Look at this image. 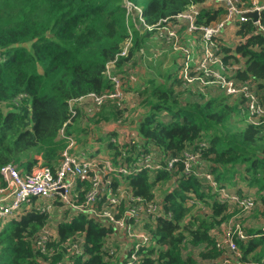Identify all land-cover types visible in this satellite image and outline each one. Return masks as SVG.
Returning a JSON list of instances; mask_svg holds the SVG:
<instances>
[{
    "label": "trees",
    "instance_id": "obj_1",
    "mask_svg": "<svg viewBox=\"0 0 264 264\" xmlns=\"http://www.w3.org/2000/svg\"><path fill=\"white\" fill-rule=\"evenodd\" d=\"M129 1L142 7L145 23L154 26L164 25L163 19L173 23L174 15L190 5L198 9V25L217 23L225 13L219 4L206 0ZM241 3L249 6L251 0H240ZM257 3L264 5L263 0ZM207 4L215 9H206ZM259 23L264 28V9L259 12ZM229 24L235 27V39L228 41L234 42L224 40L223 28L212 37L214 52L229 76L232 73L236 80H251L264 100V34L252 19ZM154 26L151 30L141 29L146 31L141 36L133 27L127 56L118 58L116 66L133 58L136 51H144V38L155 34ZM128 28L132 29V22L126 21L123 0H0V167L11 163L22 174L41 161L55 172L67 146L59 130L63 128L64 135L77 137L80 142L78 133L86 132L78 125L82 111L76 106L72 116L69 101L110 90L111 81L104 71L122 50L129 36ZM187 35L189 39L192 37ZM190 40L187 45L197 49L199 39ZM214 67L219 69L218 65ZM125 69L119 70L126 73L121 77L123 89L131 82L129 68ZM152 70L159 76L165 74L160 67ZM176 71V75L166 72L168 83L149 80L150 86L144 89L142 104L149 110L136 120L135 130L143 142L138 151L150 152L147 146L158 148L162 163L170 154L180 155L187 149L198 151L201 163L225 187L240 167V178L246 188L238 185L235 192L252 196L254 207L250 213L255 209L264 218V156L259 152V147L264 148V124L250 123L242 100L231 102L223 92L206 98L201 94L199 100L187 97L181 102L179 92L201 91L195 86H183L177 63ZM175 85L179 87L176 92ZM110 101L113 100L105 103ZM113 102L117 119L125 111ZM241 112L246 116L243 126L239 125L244 120L240 118ZM125 147L108 143L112 164H121L119 148ZM129 159L127 156L125 161ZM97 162L103 166L101 161ZM182 169L178 162L170 170H155L153 176L142 169L127 177L131 193L144 199H152L160 185H164L162 208L169 214L158 217L154 224L149 220L143 223L151 246L139 247L137 254H142L139 262L213 264L227 260V264H264V229L253 226L245 227L247 233L243 229L244 240L233 236L240 257L230 263L229 254L216 246L220 235L214 231L231 215L245 213L238 206L221 201L209 184L182 173ZM119 179L112 176L110 186L114 191ZM77 183L75 202L79 203L89 184ZM103 199L97 201V208H101ZM123 206L124 201L120 210ZM49 216L47 212L28 209L20 218L5 222L0 231V264H55L63 257L65 249L61 243L75 234L84 235V251L66 264H121L125 258V251L122 259H116L120 254L110 255L103 249L109 237L117 233L116 229L83 212L70 215L68 221L57 225L56 238L48 241V247L53 249L49 257L36 246ZM235 225L233 221L230 227Z\"/></svg>",
    "mask_w": 264,
    "mask_h": 264
},
{
    "label": "built area",
    "instance_id": "obj_2",
    "mask_svg": "<svg viewBox=\"0 0 264 264\" xmlns=\"http://www.w3.org/2000/svg\"><path fill=\"white\" fill-rule=\"evenodd\" d=\"M123 1L126 8V21L132 22V29L128 28L129 36L122 50L106 65L104 73L111 81L112 87L110 90H105V92L100 94L88 93L86 96L70 100L69 109L72 116L75 115V108L72 104L85 99L91 100L89 112L99 111L100 105L108 100H113L119 108H124L122 103L123 83L121 79L124 75L117 71L118 66H116L115 62L118 58L127 56L132 40V30H141L143 28L151 30L154 25L145 23L142 7L135 5L129 0ZM239 1L206 0V2L219 4L225 10L221 20L210 25H198L196 23L198 9L190 5L186 10L174 15L173 23L166 25L169 19H163L164 25L154 26L155 35L171 51L179 55L178 73L184 87L195 86L199 91H204L207 87L219 88L222 90L221 92L229 97L231 102L235 101L233 98L242 100L247 120L250 123L260 125L264 124V100L257 93L255 84L251 80L239 81L234 79L231 74L229 76L225 72L219 56L214 52L212 41V37L218 35L226 24L233 23L235 20L244 22L247 19H251L247 15L248 12L255 10L260 12L261 9H264V5L258 4L255 0H252L249 6L243 3L239 4ZM254 23L257 25L258 30L264 34V28L260 25L259 18ZM180 26L185 27L183 32L178 30ZM187 34L199 39L200 43L196 51L187 45V40H190L186 36ZM190 41L192 42V40ZM216 65L219 66V69L214 67ZM119 67H121L120 69H127V65L121 64ZM127 73L129 80L133 82V70L129 68ZM122 115L115 120L119 126L118 129H121L118 135L109 136L108 141L113 144L120 143L124 135H127L125 133V123L123 122L124 116ZM59 134L66 139L67 146L61 153V160L55 172H52L48 166L42 163L34 165L29 172L22 174L11 163L0 167V231L4 223L10 218L18 219L28 209L51 212L53 210L51 209L52 203L55 207V202L58 201L66 205L73 215L77 212H83L88 214L90 218L99 219L103 225L111 224L116 229L115 232L117 234H122L127 239L125 258L121 264H141L138 260L140 257L135 259L134 256L140 255L137 254V251L141 245L145 246L149 243L148 236L142 229L143 223L149 220L154 224L158 217L169 214L162 208L161 196L156 197L155 194L149 200L133 195L130 189L122 188L120 190L116 188L114 191L110 186L108 175H117L115 174L117 172L127 173L128 171L134 172L142 169L155 171L165 168L170 170L178 162L183 167L182 173L193 175L202 183L209 184L218 192L221 201H227L230 205L238 206L244 213L251 212L254 207L252 196L240 195L235 191L230 192L227 187L219 185L213 174L201 163L198 151L187 149L180 155L170 154L162 163L159 151H157L159 154L157 160L150 158L151 150L150 152H139L142 140L133 135L127 147L124 150L121 149L122 151L118 157V160L122 159L121 164L114 165L109 158L103 159L104 161L99 160L103 163V166H100V171L98 159L95 157H86L83 153L80 155L71 153L76 143L74 137L64 135L63 128L59 130ZM123 142H125V139ZM131 145H133V150L130 152ZM127 156L130 157L129 161L124 160ZM127 164L130 165L128 166ZM77 181L89 184L83 195V200L79 203L75 202L78 190ZM101 198H104L102 206L97 208L96 203ZM122 201H124V206L120 210ZM53 233L48 220L36 240V246L49 257L53 254V249L48 247V241L56 238ZM233 236L239 240L246 238L244 231L236 225L234 229L222 232L220 238L216 241V246L223 250L224 254L233 253L236 257H240V251ZM112 237H109V239ZM108 241L104 244L103 249H107L109 254L113 255L116 250L108 244ZM84 244V235L75 234L68 237L66 241L61 243L65 250L63 257L56 263L66 264L69 259H73L76 255H81L84 251ZM128 246L129 248H127ZM129 259H132V261L127 263ZM227 263V260H222L213 264Z\"/></svg>",
    "mask_w": 264,
    "mask_h": 264
},
{
    "label": "rangeland",
    "instance_id": "obj_3",
    "mask_svg": "<svg viewBox=\"0 0 264 264\" xmlns=\"http://www.w3.org/2000/svg\"><path fill=\"white\" fill-rule=\"evenodd\" d=\"M255 1H259V0H255ZM264 1V0H263ZM245 5L247 6L248 5V3H245ZM234 27V26H233ZM221 35H223V37H224V40H226V41H228L229 39H233L234 38V30L231 28V26H230V24L228 23V24H226V26L224 27V31H223V34H221ZM192 41L194 40V38L193 37H191L190 38ZM235 39V38H234ZM151 40V43H152V45H151V43H147V44H149L151 47L147 50V51H145V49H144V51L143 50H139V51H136L135 53H134V55L136 54V53H138V55L140 56V57H142L141 58V60L139 61V62H137V63H143L144 65H145V63H144V59L143 58H145V60H146V63L149 65V63L151 62V61H153V64L155 65V67L157 68V67H160V64L162 63H165L166 65H165V67L164 68H167V67H169L170 69H174V67H175V63H177L178 65L180 64V59H179V55H177L175 52H173V51H171L170 49V52H173V54H175V56L173 55V57H174V59H172V56H168L167 54L165 55V51H162V52H158V48H159V46L157 45V43L155 42V40L153 39V38H151L150 39ZM228 42H234V40L233 41H228ZM133 62V58H131L130 60H128V61H126V63H127V68H130V66H128V64H130V63H132ZM163 68V69H164ZM176 68V67H175ZM111 69V68H110ZM148 69V68H147ZM125 71H126V69H125ZM144 72H146V71H144ZM175 73H176V71H175ZM148 74H149V76H150V79L152 78V76H153V74H151V72L149 73V71H148ZM133 76H134V81H136L137 82V80H138V78H137V80H136V74H135V71H133V74H132ZM157 76V74L155 73L154 74V76ZM147 76H145L143 79H145ZM141 79L142 78H139V80L138 81H141ZM130 86V85H129ZM176 86V85H175ZM214 89L215 91H217V92H215V93H208V89ZM126 91H132L133 93L135 92V91H137V93H138V95H135V102L133 101V105H130V106H127L126 107V105H125V99H124V92H125V89H123V87H122V103H123V105H124V114L122 115V116H124V120H123V122L125 123L124 124V126H125V133H127V135H124V137H123V140H121L120 141V143H116L115 145H119V146H121V145H126V147H127V145H128V142L129 141H131V139L133 138V135H135L137 138H139L138 137V135H137V133H136V130L135 129H133L132 128V126L133 125H135V127H136V119L140 116L141 117V115H143V113H145L144 111H143V109H144V105L142 104V99L145 97V94H142V93H140V91L139 90H136L135 88H134V86H130V87H128L127 89H126ZM176 91H178V90H175V92ZM221 89H219V88H213V87H207L204 91H201V92H199V93H187V92H179V95H178V99L181 101V102H184V100L187 98V97H189V98H191V99H194V100H199V98H200V95L202 94L205 98L206 97H208V96H214V95H216L217 96V94L219 93H221ZM218 94V95H219ZM233 100H236V98H233ZM240 100V99H239ZM230 101V100H229ZM87 101H84V100H82V101H76V102H74L72 105H74V108H76V106H78V105H80V104H82V109H83V115H82V117H81V119H80V121H79V123H81L82 121H84L85 119H86V117H87V115H86V113H89V114H91L90 115V117H91V119H93L95 122H94V124H96V126H86L85 128L87 129V131H88V138H87V140H91V143H92V147L90 148V153H91V155L90 156H92V155H98V156H92V157H95V158H101V160H103V159H108L109 158V156H106V157H99L100 155H104V153L106 152V151H109L108 150V148H107V145H108V143H111V142H109L108 140H109V136H111V135H118V133H119V130H121V129H118V125L116 124V122H115V120L116 119H114L113 117H108V118H106L105 117V120H106V122H107V125H104V124H102L101 125V120L103 119V117L102 116H100V114H101V112L100 111H96V112H94V111H91V112H89L88 111V109L89 108H91V100L89 99V101H88V103H86ZM86 106V107H85ZM79 108V107H78ZM84 108H85V111H84ZM149 108V107H148ZM80 109V108H79ZM81 110V109H80ZM86 112V113H85ZM240 118H244V120H242L240 123H239V125L240 126H243L244 124H245V122H246V116L244 115V113H242L241 112V115H240ZM114 119V120H113ZM113 120V121H112ZM102 126V127H101ZM115 126V128H114V130H113V127ZM95 127H97V128H95ZM113 130V131H112ZM110 131H112L111 133H109ZM124 139H125V142H123L124 141ZM140 139V138H139ZM99 143H101V147L99 148L98 147V144ZM143 143V142H142ZM142 143H141V145H142ZM113 144V143H112ZM125 147V148H126ZM144 147V146H143ZM125 148H119V151H120V153H121V149H125ZM147 148H150V150H151V153H150V158H152L153 160H157L158 158H159V154H158V152L157 151H159L160 152V150L158 149V148H154L153 146H151V147H149V146H147ZM73 149H76V146L73 148ZM72 149V150H73ZM259 149H260V154H261V156H264V151L262 150V149H264V148H261V147H259ZM262 150V151H261ZM71 152V151H70ZM36 157V156H35ZM110 160V159H109ZM125 160V159H124ZM104 161V160H103ZM128 166L130 165V164H127ZM99 169H100V171H101V167L99 166ZM139 171H141V170H139ZM139 171H134V172H132V171H128L127 173H122V172H117V173H115V174H117L119 177H120V179H119V184L117 185V187L116 188H118V189H130L127 185H126V183H127V177H129L131 174H133V173H135V172H139ZM154 171H150V175L151 176H153L154 175V173H153ZM240 172H241V169H240V167H237V169H236V172H234V174H233V176L232 177H230V179L228 180V182H227V189L230 191V192H234L235 191V189L238 187L237 185H241V187H243V188H246V185H244L245 183H243V181L241 180V176H240ZM104 176H106V174H104ZM112 176L113 175H111V174H109L108 175V178H110V185H111V182H112ZM233 184V187H232V189H229L230 188V185H232ZM164 185H160V187H159V189L157 190L158 192L156 193V197H162V194H163V191H164ZM250 192V194H252V192L251 191H249ZM58 201H56L55 202V208L53 209V211H51L49 214H50V216H49V220H53V223H56V221H57V219H59L60 217H61V215H66V209H67V207H66V205H64V204H61L60 202H58V203H60L61 205H59V204H56ZM195 209V208H194ZM255 210V209H254ZM253 210V212L252 213H245V215H241V214H238L237 215V218L238 219H236V221H235V224L236 225H238L239 226V228L243 231V229H244V231L246 232L248 229L247 228H249V227H252L253 226V228H255V229H261L262 230V227L264 226V218H263V216L259 213V212H257V213H255V211ZM232 224V223H231ZM235 225V226H236ZM244 225V226H243ZM227 226V225H226ZM242 227H244V228H242ZM245 227H247V228H245ZM228 229H234L233 227H227L226 229H223L222 231L223 232H226ZM247 233V232H246ZM111 246L114 248V249H116L117 248V246H114L112 243H111ZM145 246H151L149 243L148 244H146ZM127 248H129V246L127 247ZM122 251V249H120L119 248V250L116 252L117 254H120V252ZM133 251H135V249H133ZM229 255H228V258H229V261H230V263L232 262V261H237V257L235 256V255H233L232 253H228ZM135 257V259H137V257H141V254L140 255H135L134 256ZM116 259H118V256H116ZM132 261V259H129L128 260V262L127 263H129V262H131ZM55 264H58V263H55ZM131 264H133V263H131Z\"/></svg>",
    "mask_w": 264,
    "mask_h": 264
},
{
    "label": "crops",
    "instance_id": "obj_4",
    "mask_svg": "<svg viewBox=\"0 0 264 264\" xmlns=\"http://www.w3.org/2000/svg\"><path fill=\"white\" fill-rule=\"evenodd\" d=\"M252 1V0H251ZM209 3V2H208ZM205 8L206 9H215L214 8V6L212 5V4H207L206 6H205ZM220 16V15H219ZM170 24V21L169 22H167V24L166 25H169ZM231 26V28L235 31V27H233V25H230ZM180 32H183L184 31V26H180L179 27V29H178ZM138 32H139V35L141 36V35H143L144 33H146V31L145 32H143V31H141V30H138ZM152 35V34H151ZM147 35L145 38H144V40H145V51H147L151 46L149 45V44H147V43H151V38H153L154 40H155V42L157 43V45L159 46V48L157 49L158 50V52H162V51H165L166 53H165V55L167 54L168 56H172V59H174V57H173V55L175 56V54H173V52H170V50H169V47L163 42V41H161L155 34L154 35ZM154 36V37H153ZM187 37H189V35H186ZM151 45H152V43H151ZM195 51L197 50V49H195V48H193ZM141 58L142 57H140L139 55H138V53L133 57V62L132 63H130V64H128L130 67H132L133 68V71H135V74H136V80H137V78H138V80H139V78H142L141 79V81H138L137 80V82L136 81H131L128 85H125L124 86V89H125V92H124V99H125V105H126V107L127 106H130V105H133L134 103H133V101L135 102V95H138V93H137V91H135L134 93L132 92V91H126V89L128 88V87H130V86H134V88L136 89V90H139L140 91V93H142V94H144V89L147 87V86H150L149 84V80H153V81H155L156 83H168V80H166L165 79V75H166V72L167 71H171L172 72V74L174 75H176V73H177V71H176V63H175V67H174V69H170L169 67H167V68H164L165 67V63H161L160 64V71L162 70V71H165V74H164V76H159V75H155L154 76V74H155V72L152 70V67H155V65L153 64V61H151L150 63H149V65L146 63V60H145V58H143L144 59V63H145V65L143 64V63H137V62H139L140 60H141ZM123 65H127V63H123ZM152 66V67H151ZM121 67H119L118 66V71L119 70H121L120 69ZM148 68V69H147ZM164 68V69H163ZM122 70H124V69H122ZM144 71H146V72H144ZM148 71H149V73L151 72V74H153V76H152V78L150 79V76H149V74H148ZM175 71H176V73H175ZM232 74V73H231ZM123 75L124 76H126V73H123ZM145 76H147L145 79H143ZM130 85V86H129ZM174 88H175V90H179V87H177V86H174ZM215 92H217V91H215L214 89H208V93H215ZM188 93V92H187ZM85 101H87V99L85 100ZM87 103H88V101H87ZM115 105H114V102L113 101H110V102H107V103H105L102 107H100V109H99V111L101 112V114H100V116H102L103 117V119L101 120V125L102 124H104V125H107V122H106V120H105V117L106 118H108V117H113L114 119H115V114H116V109H115V107H114ZM145 107H144V109H143V111L144 112H147L148 110H149V108L147 107V105H144ZM77 107H79L80 109H81V111L83 112V109H82V104H80V105H78ZM86 107V106H85ZM84 111H85V108H84ZM81 112V114L83 115V113ZM118 112V111H117ZM86 113V112H85ZM143 114H145V113H143ZM86 115H87V117H86V119L84 120V121H82L81 123H78V125L81 127V128H85L86 126H96V124H94V120L93 119H91V117H90V115L91 114H89V113H86ZM140 117V116H139ZM138 117V118H139ZM137 118V119H138ZM165 118V117H164ZM113 119V120H114ZM136 119V120H137ZM112 120V121H113ZM166 120V119H165ZM102 127V126H101ZM95 128H97V127H95ZM114 128H115V126L113 127V130H114ZM132 128L133 129H135V125H133L132 126ZM86 129V128H85ZM112 130V131H113ZM112 131H110L109 133H111ZM79 134V136L78 137H80V138H82V139H80L81 140V142L80 141H78V138L76 137L75 138V145L74 146H76V149H73L72 150V152L71 153H73L74 155H80V154H84L86 157H90L89 156V153H90V148L92 147V143H91V140H87V138H88V131H87V129H86V132L85 133H78ZM98 147L100 148L101 147V143H99L98 144ZM91 154V153H90ZM109 154H110V151H106L105 153H104V155H100L99 157H106V156H109ZM92 156H98V155H92ZM96 159H98V160H101V158H96ZM38 163H41V161H38ZM37 163V164H38ZM244 183V182H243ZM245 185V184H244ZM77 186H78V184H77ZM226 186H228L227 185V183H226ZM238 186V185H237ZM232 187H233V184L232 185H230V188L229 189H232ZM251 192H253V188H251ZM55 207H54V205H53V203H52V207H51V209H54ZM262 208V206H260V209ZM69 210V209H68ZM53 211V210H52ZM47 213H50V212H47ZM70 215H73V213H71L70 212V210L66 213V215H61V217L59 218V219H57V221H56V223H53V220H49V225H50V228H51V230L54 232L53 234L56 236L57 234H56V231H57V225L60 223V222H62V221H68L69 220V217H70ZM236 219H238L237 218V215L236 214H233V215H231L229 218H228V220H226V221H224V223H222L221 224V226H219V228L217 229V230H215L214 231V233H215V235L216 234H218V235H220L221 236V234H222V230L223 229H226L227 227H229L230 225H231V223H233V221L235 222L236 221ZM227 225V226H226ZM244 226V225H243ZM262 229H264V226L262 227ZM109 243L108 244H110L111 245V243L114 245V246H117V247H119L120 249H122V252H120V255L118 256V258H120V259H122V257H123V254H124V251H125V247H126V245H127V241H126V239H125V236L124 235H122V234H115L111 239H109V241H108Z\"/></svg>",
    "mask_w": 264,
    "mask_h": 264
},
{
    "label": "water",
    "instance_id": "obj_5",
    "mask_svg": "<svg viewBox=\"0 0 264 264\" xmlns=\"http://www.w3.org/2000/svg\"><path fill=\"white\" fill-rule=\"evenodd\" d=\"M247 15L252 19V21H257L259 18V12L257 10L248 12Z\"/></svg>",
    "mask_w": 264,
    "mask_h": 264
}]
</instances>
